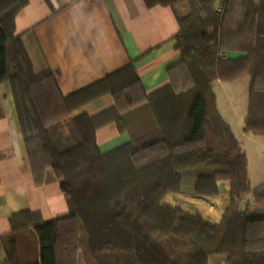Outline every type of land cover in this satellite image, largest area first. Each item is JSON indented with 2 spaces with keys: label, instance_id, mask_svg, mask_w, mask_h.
I'll return each mask as SVG.
<instances>
[{
  "label": "trees",
  "instance_id": "trees-1",
  "mask_svg": "<svg viewBox=\"0 0 264 264\" xmlns=\"http://www.w3.org/2000/svg\"><path fill=\"white\" fill-rule=\"evenodd\" d=\"M185 1L146 4L161 3L175 12ZM234 1L224 0L218 15L211 4L196 2L188 16L177 18L180 62L167 70L169 85L153 95L144 96L129 65L93 90L64 98L50 77L34 76L21 40L14 36L15 18L27 0H0V83L11 84L35 185L41 186L45 170L51 169L69 207L67 216L32 226L40 246L39 264H58V248H83L90 264H206L213 254L224 256L225 264L237 256L242 264H264V188L253 194L254 209L234 211L235 203L250 192L247 161L216 111L212 90L218 79L249 77L244 132L264 136V0H252L251 5L240 0L244 7L239 15L233 14ZM207 19L213 31L193 41L192 25ZM231 50L247 56H220ZM179 65L187 69L190 85L177 92L171 78ZM40 84L63 106L61 118L52 124L35 95ZM107 92L121 111L144 105L154 125L102 155L96 130L110 119L121 129L123 117L115 110L96 118L70 114L77 105ZM219 180L231 182V205L217 225L160 205L168 192H179L186 182L194 195L213 196ZM18 220H13L15 231L27 227L28 221ZM14 244L8 262L20 264Z\"/></svg>",
  "mask_w": 264,
  "mask_h": 264
},
{
  "label": "crops",
  "instance_id": "crops-1",
  "mask_svg": "<svg viewBox=\"0 0 264 264\" xmlns=\"http://www.w3.org/2000/svg\"><path fill=\"white\" fill-rule=\"evenodd\" d=\"M152 1V0H151ZM14 36L19 37L36 78L50 77L64 98L93 90L109 76L131 65L145 97L168 85L167 70L180 62L175 37L179 32L177 16L161 3L148 6L146 0H27L14 21ZM229 60L245 57L242 52H223ZM247 77V76H244ZM229 127L247 161L250 192L234 205L244 213L254 209V192L264 188V136L244 132L245 115ZM142 104V103H140ZM111 93H98L74 107L72 118H96L116 111L123 117L121 129L113 119L95 133L102 155L129 144L134 134L154 125L151 112L141 105L133 110L117 109ZM233 105L227 112L232 119ZM241 125V128H240ZM213 196L200 197L186 182L179 192H168L160 202L165 208H178L183 213L200 217L206 223L219 224L231 205V182L219 180ZM69 214V207L51 169H46L43 184L36 186L30 170L13 91L9 81L0 83V264H9L8 250L14 242L20 264H39L40 246L32 226ZM28 221L27 227L15 231L13 220ZM58 264H90L83 248L75 252L58 248ZM206 264H225V257L210 255Z\"/></svg>",
  "mask_w": 264,
  "mask_h": 264
},
{
  "label": "rangeland",
  "instance_id": "rangeland-1",
  "mask_svg": "<svg viewBox=\"0 0 264 264\" xmlns=\"http://www.w3.org/2000/svg\"><path fill=\"white\" fill-rule=\"evenodd\" d=\"M213 0H187L185 1L183 5H179L175 7V14L179 20L185 18L188 16L193 10V4L194 3H200V2H207L208 4H211V10H213L214 14H222V8L224 4V0H216L212 4ZM240 0L234 1V5L232 6L233 9V14L238 15L241 13V10L243 9L244 5L240 3ZM253 3L252 0H246L244 4H249L251 5ZM248 6V5H247ZM232 14V15H233ZM197 16H195L196 18ZM229 18V16H228ZM237 17H234V20H236ZM211 20V19H210ZM207 19L205 22H195L192 25V33H191V38L193 41H197L198 37L201 34H206L210 35L211 32L213 31L212 27H210V21ZM229 21L231 22L230 19L226 20V22ZM210 40V39H209ZM264 45V40L261 39L260 41ZM206 44H202L203 48L205 47ZM224 52V51H223ZM221 52V57L222 53ZM225 52H235V51H225ZM244 53V52H242ZM201 56H205L204 53H200ZM245 57L247 56L246 53ZM184 59L186 62H189L190 59L187 55H185ZM205 61H207L205 57ZM176 71L172 74V82H175L174 87L177 90V92H180L181 89L185 88L184 86L188 87L190 85V80L189 76L187 74V69L182 65H179L176 69ZM169 76L166 73V79L168 80V85L170 83L169 81ZM167 85V86H168ZM247 87H248V78L243 77L242 79L238 80L237 82L233 84H223L219 85L216 84L214 86V93L217 96L218 99V106L219 110L222 113L223 116H225V120L228 121L232 128H238L237 122L242 116L245 115L246 113V108H247ZM35 95L39 98V100H42L44 108L46 111H48V121L49 124H52L54 121L53 120H59L61 118V111L63 110V106L61 103L57 102L53 96V94L47 90V88L43 85L40 84L39 88L35 90ZM233 105L234 107V112H232L233 116L232 119L227 118V112L230 111L231 106ZM56 122V121H55ZM206 128H211L210 124L207 125ZM241 128V125H240ZM178 257H176L177 259ZM238 258L239 262L236 260ZM228 264H242L240 258L237 257H232L228 260ZM244 264V263H243Z\"/></svg>",
  "mask_w": 264,
  "mask_h": 264
}]
</instances>
